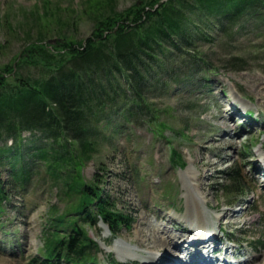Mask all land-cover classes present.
Returning a JSON list of instances; mask_svg holds the SVG:
<instances>
[{
    "label": "rangeland",
    "instance_id": "374dc122",
    "mask_svg": "<svg viewBox=\"0 0 264 264\" xmlns=\"http://www.w3.org/2000/svg\"><path fill=\"white\" fill-rule=\"evenodd\" d=\"M150 1L0 0V72L16 69L23 77L46 78L53 71L45 69V63L63 62L64 45L79 46L108 17ZM174 6L179 8L178 2ZM197 13L189 26L191 47H158L157 63L147 66L144 60V103L135 105L133 86L120 79L118 103L128 102L127 108L134 106V113H140L130 118L107 106L100 114L103 119L93 123L103 137L111 135L109 120L124 122L121 134L99 140L100 153L82 172L86 181H105L108 195L132 218L116 236L102 221L86 227L99 243L102 264H158L155 255L166 248L155 246L169 238L174 248L165 253L176 264H201L204 255L207 264H264V10L231 27L218 19L199 20ZM112 23L117 25L116 20ZM37 39L44 42L42 47ZM147 106L159 115L157 122L170 126L163 130L166 138L151 129L152 113L142 112ZM23 136L30 139V133ZM172 148L183 155L185 167L172 163ZM236 169L243 190L230 196L225 191L230 184L227 173ZM44 172L43 167V181L31 192L36 199L28 201L27 215H18L14 222L19 234L3 240L0 232V264H31L43 245L47 204L65 207ZM191 200L197 201L205 225L215 234L216 254L211 243L209 252L191 251L198 249L189 246L185 229L190 228L185 214ZM14 204L20 205V199ZM191 254L194 263L188 262Z\"/></svg>",
    "mask_w": 264,
    "mask_h": 264
},
{
    "label": "trees",
    "instance_id": "16d2710c",
    "mask_svg": "<svg viewBox=\"0 0 264 264\" xmlns=\"http://www.w3.org/2000/svg\"><path fill=\"white\" fill-rule=\"evenodd\" d=\"M176 2L179 8L174 6ZM48 4L51 3L45 4V14ZM263 10L264 0H152L108 17L100 25L105 29L97 28L79 46L64 45L65 60L47 61L49 67L45 69L53 72L46 71L49 74H45L46 78L23 77L16 69L0 72V139L5 137L0 144L3 240L19 234L14 222L18 215H27L24 210L28 201L36 199L31 192L35 193L42 183L43 178L39 177L44 167L49 178L47 185L50 189L57 188V200L65 202V207L60 210L57 204H47L43 245L31 264H101L97 257L99 243L86 227L102 221L116 236L132 218L108 195L105 181L99 183L97 178L86 181L82 170L100 153V139L105 142L123 130V121L111 119L106 125L112 127L111 135L102 137V131L93 123L103 119L100 114L105 107H114V113L120 111L130 118L140 113H134V106L127 108L128 102L118 103V91L123 90L120 79L126 78L133 86L138 98L134 104L139 106L145 102L142 94L145 76L141 70L144 60L147 66L157 63L156 54L162 47L164 51L177 50L180 45L191 47L192 14L198 12L199 20L218 19L224 27H231L245 16L260 15ZM114 20L117 25L112 27ZM36 44L42 47L44 42L39 40ZM200 61L206 65L204 59ZM204 78L208 81L209 77ZM147 111L152 113L148 121L151 129L166 138L163 130L170 126L157 122L159 115L149 106L142 112ZM130 118L124 115L132 123ZM173 131L185 135L184 130ZM24 133H30V139L25 140ZM170 159L181 167L187 165L175 148L171 149ZM227 175L230 182L225 189L227 194L243 190L237 169ZM15 198L20 199V205L14 204ZM12 210L16 214L11 215ZM114 263L112 260L111 264Z\"/></svg>",
    "mask_w": 264,
    "mask_h": 264
},
{
    "label": "bare ground",
    "instance_id": "6f19581e",
    "mask_svg": "<svg viewBox=\"0 0 264 264\" xmlns=\"http://www.w3.org/2000/svg\"><path fill=\"white\" fill-rule=\"evenodd\" d=\"M261 85V84H260ZM185 219L188 222L190 228H194V229H200L202 231H206L207 230V226L204 223V213L200 210L199 204L197 203L196 200H191L188 203V208L186 210V214H185ZM195 239H191L188 242H193ZM174 239L173 238H169L168 240H164V241H160L158 242V244L155 246V248L158 245H161L162 248H166L165 250H169L171 251L172 248H174ZM207 245H205L204 247H206ZM177 248V245H176ZM160 249V248H159ZM161 252L160 255H155V259H157L158 264H176L174 263L172 258H169V252L165 253ZM219 250V249H218ZM189 253V252H188ZM190 254V253H189ZM158 256V258H156ZM191 254L189 255V259L188 262H195V257ZM225 264V263H222ZM227 264V263H226Z\"/></svg>",
    "mask_w": 264,
    "mask_h": 264
},
{
    "label": "water",
    "instance_id": "95a60500",
    "mask_svg": "<svg viewBox=\"0 0 264 264\" xmlns=\"http://www.w3.org/2000/svg\"><path fill=\"white\" fill-rule=\"evenodd\" d=\"M52 42V41H51Z\"/></svg>",
    "mask_w": 264,
    "mask_h": 264
}]
</instances>
